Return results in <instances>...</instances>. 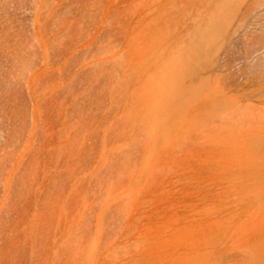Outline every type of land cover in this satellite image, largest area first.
Instances as JSON below:
<instances>
[{"label":"rangeland","instance_id":"rangeland-1","mask_svg":"<svg viewBox=\"0 0 264 264\" xmlns=\"http://www.w3.org/2000/svg\"><path fill=\"white\" fill-rule=\"evenodd\" d=\"M0 264H264V0H0Z\"/></svg>","mask_w":264,"mask_h":264}]
</instances>
